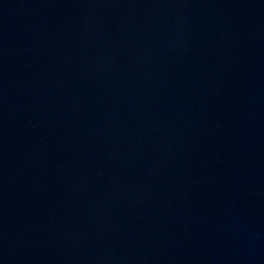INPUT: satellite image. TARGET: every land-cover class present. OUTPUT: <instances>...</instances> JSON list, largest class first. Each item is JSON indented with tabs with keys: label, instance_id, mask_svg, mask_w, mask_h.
Returning <instances> with one entry per match:
<instances>
[{
	"label": "water",
	"instance_id": "95a60500",
	"mask_svg": "<svg viewBox=\"0 0 264 264\" xmlns=\"http://www.w3.org/2000/svg\"><path fill=\"white\" fill-rule=\"evenodd\" d=\"M0 264H264V0H0Z\"/></svg>",
	"mask_w": 264,
	"mask_h": 264
}]
</instances>
